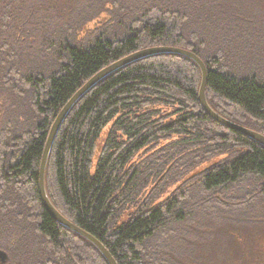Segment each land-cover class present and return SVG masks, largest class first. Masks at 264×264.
Wrapping results in <instances>:
<instances>
[{
  "label": "trees",
  "instance_id": "16d2710c",
  "mask_svg": "<svg viewBox=\"0 0 264 264\" xmlns=\"http://www.w3.org/2000/svg\"><path fill=\"white\" fill-rule=\"evenodd\" d=\"M156 47L197 55L210 107L264 136V0H0L6 264H107L43 208V149L89 79ZM200 84V68L186 57L143 59L87 93L55 139L48 197L117 264H264V147L214 121L199 103ZM240 187L254 192L236 198Z\"/></svg>",
  "mask_w": 264,
  "mask_h": 264
},
{
  "label": "water",
  "instance_id": "95a60500",
  "mask_svg": "<svg viewBox=\"0 0 264 264\" xmlns=\"http://www.w3.org/2000/svg\"><path fill=\"white\" fill-rule=\"evenodd\" d=\"M159 55H178L186 57L192 60L194 63L198 65L201 71V84L199 89L198 100L203 108V110L217 123L224 126L227 129L240 133L254 141L255 143L264 147V136L260 133L237 125L227 119L223 118L219 114H217L208 104L206 99V85H207V69L203 61L194 53L179 49V48H172V47H156V48H149L145 50H141L134 54H131L124 59L117 61L116 63L106 67L105 69L98 72L94 75L91 79H89L66 103V105L62 108V110L57 115L54 123L52 124L50 131L48 133L46 143L43 149V154L40 163V170H39V195L43 205V208L48 213V215L59 225L62 227L74 232L75 234L81 236L85 240H87L90 244H92L99 253L103 256L107 264H117L115 259L112 255L108 252V250L92 235L85 232L84 230L80 229L78 226L67 220L63 215H61L58 210L52 204L50 198L48 197L46 187H45V172L47 167V162L49 155L51 153L52 147L54 145L55 139L64 124L65 120L67 119L68 115L75 107V105L93 88H95L101 81H103L108 76L112 75L113 73L119 71L120 69L125 68L128 65L136 63L146 58L159 56ZM8 261V255L6 252L0 250V263L6 264Z\"/></svg>",
  "mask_w": 264,
  "mask_h": 264
},
{
  "label": "rangeland",
  "instance_id": "374dc122",
  "mask_svg": "<svg viewBox=\"0 0 264 264\" xmlns=\"http://www.w3.org/2000/svg\"><path fill=\"white\" fill-rule=\"evenodd\" d=\"M111 128V126H109L104 132H103V135H102V141L100 143V146H99V149H98V152L96 154V160L98 158V155H99V152L100 150L102 149V146L104 144V141H105V138L108 134V131L109 129ZM221 159L223 158H220V159H216L214 161H212L211 163L209 164H205L203 166H201L199 169H197V171H195L193 174L189 175L188 177L184 178L182 181H180L179 183L175 184L174 186H172L168 191L167 193L160 199L157 201V203H160V202H163L165 201L166 199H168L170 197L171 194H173L177 189L183 187L184 185H186L187 183L191 182V179L193 177H195L197 174H199L200 172L204 171L205 169H207L210 165L220 161ZM139 162L138 160H136V163ZM253 187H240L236 190L235 192V197L236 198H239V199H244L247 195H249L250 193L254 192V189H252ZM149 193V192H148ZM145 196H147V194ZM144 199L141 201L143 202ZM156 203V204H157ZM134 210H129L124 216L123 218L121 219L122 222H125L128 217L131 215V213L133 212ZM13 245H9V244H5V249L8 247V248H12ZM3 250V249H2ZM4 252H6L8 255V251L7 250H3ZM10 258V257H9Z\"/></svg>",
  "mask_w": 264,
  "mask_h": 264
}]
</instances>
